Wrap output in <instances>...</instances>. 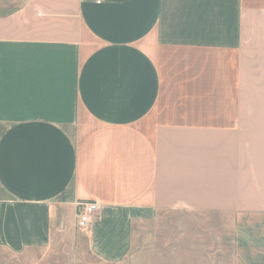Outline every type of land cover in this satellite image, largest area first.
I'll use <instances>...</instances> for the list:
<instances>
[{"label": "crops", "instance_id": "0c3cea01", "mask_svg": "<svg viewBox=\"0 0 264 264\" xmlns=\"http://www.w3.org/2000/svg\"><path fill=\"white\" fill-rule=\"evenodd\" d=\"M171 210L264 264V0H0V250L119 262Z\"/></svg>", "mask_w": 264, "mask_h": 264}, {"label": "rangeland", "instance_id": "374dc122", "mask_svg": "<svg viewBox=\"0 0 264 264\" xmlns=\"http://www.w3.org/2000/svg\"><path fill=\"white\" fill-rule=\"evenodd\" d=\"M129 254L104 262L89 253L86 238L60 235L48 251L14 254L0 250V264H231L234 253L229 221L212 212L162 211L136 223ZM76 226V230L80 231ZM39 259V261H38Z\"/></svg>", "mask_w": 264, "mask_h": 264}, {"label": "built area", "instance_id": "2783aa9c", "mask_svg": "<svg viewBox=\"0 0 264 264\" xmlns=\"http://www.w3.org/2000/svg\"><path fill=\"white\" fill-rule=\"evenodd\" d=\"M76 206L77 226L80 228L88 227L100 209V203L95 200H80L77 202Z\"/></svg>", "mask_w": 264, "mask_h": 264}]
</instances>
